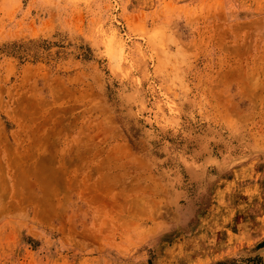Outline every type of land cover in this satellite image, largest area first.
Wrapping results in <instances>:
<instances>
[{"label": "rangeland", "instance_id": "obj_1", "mask_svg": "<svg viewBox=\"0 0 264 264\" xmlns=\"http://www.w3.org/2000/svg\"><path fill=\"white\" fill-rule=\"evenodd\" d=\"M0 264H264V0H0Z\"/></svg>", "mask_w": 264, "mask_h": 264}]
</instances>
